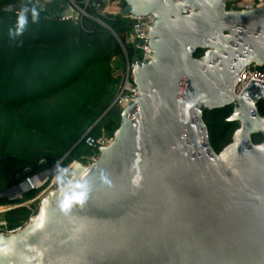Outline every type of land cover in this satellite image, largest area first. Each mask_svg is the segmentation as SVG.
<instances>
[{
  "label": "water",
  "instance_id": "obj_1",
  "mask_svg": "<svg viewBox=\"0 0 264 264\" xmlns=\"http://www.w3.org/2000/svg\"><path fill=\"white\" fill-rule=\"evenodd\" d=\"M121 1L122 14L154 18L153 59L132 71L138 95L95 162H74L32 221L0 232V264H264V139L252 140L264 137V82L234 94L244 68L264 65V5ZM70 15L78 21L69 7L53 14ZM227 106L239 126L216 152L203 114ZM81 186L82 203L73 199Z\"/></svg>",
  "mask_w": 264,
  "mask_h": 264
},
{
  "label": "trees",
  "instance_id": "obj_2",
  "mask_svg": "<svg viewBox=\"0 0 264 264\" xmlns=\"http://www.w3.org/2000/svg\"><path fill=\"white\" fill-rule=\"evenodd\" d=\"M15 3L0 0V194L19 183L16 176L25 169L38 173L58 165L55 174L72 163L75 154L90 152L84 136L112 103L120 83L112 59L118 57L116 69L125 63L121 44L105 27L86 30L80 22L60 20L29 2L22 4L29 9L22 34L10 38L9 29L15 31L21 15V10L10 9ZM33 7L39 14L36 23L31 19ZM103 21L121 37L127 30L121 14ZM204 52L199 49L196 56ZM257 106L264 116V101ZM231 112V106L204 111L216 152L231 142L239 126L227 120ZM114 132L115 127L103 117L89 133L113 137ZM263 139L262 133L252 135L254 143ZM37 192L15 203L28 201ZM9 203L0 198V206ZM32 212L21 206L6 212L5 220L11 227L19 226Z\"/></svg>",
  "mask_w": 264,
  "mask_h": 264
},
{
  "label": "built area",
  "instance_id": "obj_3",
  "mask_svg": "<svg viewBox=\"0 0 264 264\" xmlns=\"http://www.w3.org/2000/svg\"><path fill=\"white\" fill-rule=\"evenodd\" d=\"M34 7H43V12H47L50 15L63 12L66 7L72 9V14L78 12V21L84 28V20H92L99 22L104 21L101 19V15L106 13V8L112 0H32ZM29 2V0L27 1ZM23 0H16V3L10 7V9L16 8L19 12L24 4ZM123 20L127 30L123 37L118 33L117 40L122 43L123 52L125 57L124 66L114 72L116 77L120 78L118 85V91L111 103L109 110H114L116 113L122 112V110L131 102H133L138 95V88L133 82V68L137 61L146 62L153 59V48L150 45V26L153 23V15L136 16L133 14H122ZM60 20L72 19L70 16L57 17ZM129 52L132 54V58L129 56ZM264 65L256 61H252L246 68L244 73L238 77L237 83L234 86V94L240 96L249 83L254 80L264 82ZM90 132V131H89ZM87 132L84 136L85 144L90 149L89 155L83 157L81 161L85 165H90L91 162H95L100 153V146L109 145L113 137L107 134L100 136H93ZM76 162V161H74ZM73 163L69 164L63 173H68L72 170ZM58 165H55L47 170L38 173H31V169H25L20 174H17V178L21 181L9 187L3 193L0 194V198H6L10 203L4 206L8 207L7 211L13 210L21 206H27L28 204L39 203L40 200L51 190H53L58 184L56 181V175L54 170ZM63 170V169H62ZM63 175V177L65 176ZM32 191H38L34 198L22 202L15 203L24 198V196ZM31 209V208H30ZM32 210V209H31ZM35 213L30 217V221L33 220ZM29 221V222H30ZM23 229L22 225L11 227L5 219L0 218V232L6 234H14Z\"/></svg>",
  "mask_w": 264,
  "mask_h": 264
},
{
  "label": "rangeland",
  "instance_id": "obj_4",
  "mask_svg": "<svg viewBox=\"0 0 264 264\" xmlns=\"http://www.w3.org/2000/svg\"><path fill=\"white\" fill-rule=\"evenodd\" d=\"M264 0H252L251 2H244V0H226V8L228 10H241V9H245V8H251V7H257L259 6ZM122 5V6H121ZM124 3L123 1H114L113 3H110L108 4L107 8H106V13L101 15V19L103 20L104 18H106L107 16H112V18H115L116 16H118L119 14H121V9L124 7ZM121 6V7H120ZM100 26L104 27L102 24H100L99 22H96V21H92V20H84V29L86 30H91V29H96V28H99ZM132 53V52H131ZM116 62H118V57H114L112 59V64H113V67L115 68L114 72L116 70H119L121 68H117L116 69ZM105 117L106 121L107 122H110L114 127H115V131L116 129L119 127L120 125V122H121V112L119 113H116L114 110H108L106 112V114L103 116ZM102 117V118H103ZM101 118V119H102ZM100 119V120H101ZM99 120V121H100ZM98 121V122H99ZM97 122V123H98ZM91 154L90 152L89 153H86L84 155H79V154H75L74 155V159L72 161V163L74 161H82L83 160V157L86 156V155H89ZM92 163V162H91ZM71 164V163H70ZM68 166H66L63 170H65ZM71 177V171L66 173L65 176H64V184L68 182V180L70 179ZM11 181V178L9 177L8 178V183ZM61 185L57 184L56 188L60 187ZM31 195H25L23 199L21 200H24L28 197H30ZM41 201V200H40ZM39 205H40V202L39 203H34V204H28V208H31L32 211L35 213V215L37 214V211L39 209ZM8 212V211H5L3 213H0V218L1 219H5V213ZM32 212V213H33ZM23 215H17L16 217L17 218H20L22 217ZM31 217V216H30ZM30 217L29 219L24 222L22 224L23 228L29 223L30 221ZM22 230V229H21Z\"/></svg>",
  "mask_w": 264,
  "mask_h": 264
},
{
  "label": "clouds",
  "instance_id": "obj_5",
  "mask_svg": "<svg viewBox=\"0 0 264 264\" xmlns=\"http://www.w3.org/2000/svg\"><path fill=\"white\" fill-rule=\"evenodd\" d=\"M28 12H29V9L27 7H24L21 9V15L18 19V24H17L15 31L13 29H9L8 34H9L10 38L14 39L15 37L22 34V32L24 30V25L27 23L26 13H28ZM38 16H39V14H38L37 10L33 7L31 9L32 23H36L38 21ZM63 171L64 170L57 169V175H56V181L62 187L64 185ZM81 187L83 188V190L79 191L78 194L73 199H74V201H79L82 203L84 200L87 199L89 192H88V189L86 186H81ZM59 207L61 208L62 211L66 210L68 208V199L67 198L63 199L60 202Z\"/></svg>",
  "mask_w": 264,
  "mask_h": 264
},
{
  "label": "bare ground",
  "instance_id": "obj_6",
  "mask_svg": "<svg viewBox=\"0 0 264 264\" xmlns=\"http://www.w3.org/2000/svg\"><path fill=\"white\" fill-rule=\"evenodd\" d=\"M252 0H244V2H251ZM264 5V1L259 5V6H263ZM65 173H63V175H64ZM5 207H7V206H0V213H3V212H5V211H7V210H4V208ZM21 231V230H20ZM19 232V231H18Z\"/></svg>",
  "mask_w": 264,
  "mask_h": 264
}]
</instances>
